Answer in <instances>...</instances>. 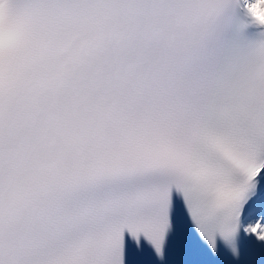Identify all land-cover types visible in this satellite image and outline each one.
<instances>
[{"label":"snow or ice","instance_id":"snow-or-ice-1","mask_svg":"<svg viewBox=\"0 0 264 264\" xmlns=\"http://www.w3.org/2000/svg\"><path fill=\"white\" fill-rule=\"evenodd\" d=\"M0 264H264V0H0Z\"/></svg>","mask_w":264,"mask_h":264}]
</instances>
